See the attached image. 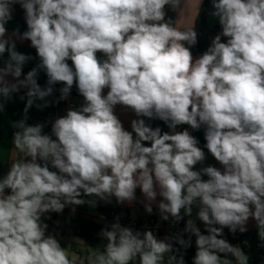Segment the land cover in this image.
<instances>
[{"label": "clouds", "instance_id": "clouds-1", "mask_svg": "<svg viewBox=\"0 0 264 264\" xmlns=\"http://www.w3.org/2000/svg\"><path fill=\"white\" fill-rule=\"evenodd\" d=\"M210 3L221 31L194 56L195 23L182 25L189 0H0V113L26 89L23 116L10 121L12 156L0 171V264H186L192 237V264H249L224 229L244 233L250 218L264 247V0ZM15 5L27 29L9 36ZM12 37L30 41L38 58L22 79L34 58ZM57 84L55 103L69 100L74 86L83 103L48 122L46 133L45 123H27L28 113L48 107ZM118 105L134 113L131 131ZM182 125L203 129L220 167L195 170L206 154L187 128L177 131ZM137 189L147 214L155 205L162 221L187 217L183 230L161 239L117 216L95 247L80 237L62 244L49 231L51 213L113 198L131 205Z\"/></svg>", "mask_w": 264, "mask_h": 264}, {"label": "crops", "instance_id": "crops-1", "mask_svg": "<svg viewBox=\"0 0 264 264\" xmlns=\"http://www.w3.org/2000/svg\"><path fill=\"white\" fill-rule=\"evenodd\" d=\"M196 4H197V0H189V5L187 9L188 14L182 20V25L183 24L191 25L192 23H195V29L198 32L202 33L205 37L206 47L204 51H206L207 48L211 44V39L214 38V36L221 31V28H220L218 21L209 15V13L212 11L211 5L206 9L204 26L197 28V20L199 16L197 14ZM203 5L204 3L201 6V10H202ZM166 11H167L168 17H171L173 19L177 18V13L171 11L170 9H166ZM6 28H7L9 36H11L13 30L16 28H19L21 33L27 29L26 22L24 19V12L20 8L19 5H15L13 19L8 22V24L6 25ZM12 39H14L16 42V50L18 52H21L26 55H31L34 58L25 64L23 68V73L21 76V79H22L23 76L26 75L29 70L35 67V65L38 63V58L36 57L35 49L30 46V41H26V40L20 41L16 37H12ZM4 58L7 59V53H5ZM0 66H2V64H0ZM8 79H12V78L9 77ZM46 79H47L46 75L43 72H40V74L38 75V83L42 87L45 86ZM106 91L107 90H105V93ZM25 92H26V89H21L20 92L13 94L12 100L6 103L4 111L0 113V171L2 172L7 171V163L9 162L12 156L11 139H12V133L14 129L10 126V121H17L22 118L26 99L21 100L20 96L24 95ZM47 99L49 101H52V103L48 107L43 108L42 110L37 109L34 105L29 110L28 120H27V122H30L31 124L45 123L44 131L46 133H50L51 131L49 129L50 123L48 122L53 121L55 118L59 116L65 115L69 107H78L80 104L83 103V98L81 96L75 97V96L70 95L69 100H67L63 104L60 102L55 103L56 99H54L52 96L48 97ZM36 103L42 104L43 101L37 100ZM115 113L119 117L121 122L123 123L125 129L131 131L130 122L132 119H136L134 113L123 109L119 105L116 107ZM159 123L166 131H170L162 121H159ZM186 128L193 135V130L189 128L187 125L178 126L177 131H182ZM146 146H150V145L146 144ZM204 151L206 154V160L204 162V165H197L195 170H199L200 167L208 166V165L220 167L219 163L211 156V154L208 153L207 150H204ZM204 178L206 179L207 177H204ZM136 195L138 199L136 202H133L131 205L127 203H125L124 205L117 204L115 201V198L112 199L111 203H106L104 201H99V200L98 202L103 207L111 206V207H114L120 210V214H119L120 219L125 218L131 221L133 216H135L134 221H145L152 216L159 218L158 210L155 205H153V213L151 215L146 213L143 203H142L143 196L140 193L139 189H137ZM85 199L88 200V199H96V198L95 197H85ZM72 207L73 206L66 207L62 214H56V213L50 214L51 218H56L59 221L58 231L60 233V236L62 237V240H61L62 244L68 242L70 237H77L75 235V227H76L77 220H89V221H93V222H97L101 224L107 223V220L105 219V217L101 215L99 212H97L93 206H90L87 204L85 209L80 208L78 206H74L76 209L75 213L71 211ZM99 220H102L103 222H99ZM46 222L49 224V230H50L51 225L49 223V220ZM180 222H182L185 225L183 220ZM246 227H247V231L244 233L250 236V241L246 243V246L248 247V251L255 257L258 264H264V247L260 246L262 242L259 240V237H258V231H257L255 220L250 218ZM200 229L204 230V228L202 227H200ZM231 237L235 238L237 237V235L231 233ZM83 240L86 242L85 239ZM234 245L240 246V244H234ZM80 250L81 249L79 247L73 244L71 251L79 252Z\"/></svg>", "mask_w": 264, "mask_h": 264}, {"label": "trees", "instance_id": "trees-1", "mask_svg": "<svg viewBox=\"0 0 264 264\" xmlns=\"http://www.w3.org/2000/svg\"><path fill=\"white\" fill-rule=\"evenodd\" d=\"M211 5L210 0H205L204 5L202 7V10L200 12V15L197 20V28H200L204 26L205 22V12L206 9ZM197 31V30H196ZM198 43L196 46L192 48V52L195 56H198L204 52V49L206 47V41L205 37L202 33L198 32ZM146 123H149L151 126L156 127L159 126L161 127L162 131H166L159 123L158 120H147ZM28 124L32 125L30 122H27ZM193 135L198 139L199 144L198 146L201 147L203 150H207L204 145L206 144V141L204 139V132L203 129L199 131H193ZM94 209L99 212L101 215L105 217L107 220L106 224H111L115 222V218L119 216L120 210L114 208V207H103L99 204L97 201V205L94 207ZM106 224H101L89 220H77L76 221V227H75V235L77 237H80L82 239H85L87 244L90 246H97L98 244L101 243L100 237H99V232L100 230L106 225ZM183 224V223H182ZM204 232V230H201ZM204 234H207L204 232ZM237 237L232 238L231 237V232L225 228L224 229V238H229L233 244H240V247L243 249V251L249 256V264H258L256 261L255 257L248 251V247L246 246V243L250 241V236L245 234V233H240L237 232L235 233ZM185 238H187V234H185ZM195 237H192V246L185 250V261L186 264H192L193 257L195 255Z\"/></svg>", "mask_w": 264, "mask_h": 264}, {"label": "built area", "instance_id": "built-area-1", "mask_svg": "<svg viewBox=\"0 0 264 264\" xmlns=\"http://www.w3.org/2000/svg\"><path fill=\"white\" fill-rule=\"evenodd\" d=\"M71 63V62H69ZM63 85L62 84H57L54 86V92L52 97L54 99H57L59 97V88H61ZM71 96H75L78 97V93L77 90L75 88V86L73 87L72 91H71ZM66 101H60V103H65ZM49 129L51 130V124L49 125ZM56 221H58L56 218H51L49 220V223L51 225V228L49 231H58V225L55 223ZM120 223L123 226H129L132 227L134 230H140L143 231L146 228L147 229H151L154 231V233L158 236V238H163L166 235H173L176 234L178 232H181L183 230V228L185 227L184 224H182V222H179L178 224H171L170 221H162L159 218L152 216L150 218H148L145 221H129L125 218L120 219ZM60 234V233H59ZM174 247H178V245H175L174 243Z\"/></svg>", "mask_w": 264, "mask_h": 264}, {"label": "rangeland", "instance_id": "rangeland-1", "mask_svg": "<svg viewBox=\"0 0 264 264\" xmlns=\"http://www.w3.org/2000/svg\"><path fill=\"white\" fill-rule=\"evenodd\" d=\"M83 198L85 199V197H83ZM85 200H86V199H85ZM86 206H87V204H85V205H81V206H78V207L85 209ZM194 214H195V209H194ZM134 219H135V216L132 217L131 222L134 221ZM186 219H187V217H185V219L183 220L184 223H186ZM99 222H103V221H102V220H99ZM197 226H198V227H202V228H204V225H203L202 222H200V221H197ZM225 239H227V240L232 244V241H230L228 238H225ZM233 245H234V244H233ZM178 247H179V246H178Z\"/></svg>", "mask_w": 264, "mask_h": 264}]
</instances>
